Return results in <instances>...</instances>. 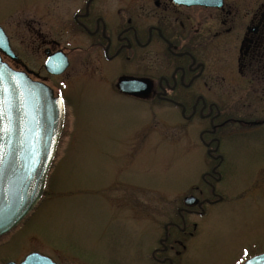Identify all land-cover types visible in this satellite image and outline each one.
<instances>
[{
  "label": "flooded vegetation",
  "instance_id": "af4514ba",
  "mask_svg": "<svg viewBox=\"0 0 264 264\" xmlns=\"http://www.w3.org/2000/svg\"><path fill=\"white\" fill-rule=\"evenodd\" d=\"M15 8L0 20L1 60L51 87L65 105L55 80L71 68L96 70L118 97L152 112L176 111L187 126L196 124L205 155L201 173L182 188L183 196L158 210L157 230L140 255L145 264H192L184 257L203 233L202 222L264 186V163L243 181L239 169L253 144L264 145V0H42L31 15L22 0ZM61 54L67 69L49 72L47 60L59 68ZM122 80L140 81L149 92H125ZM20 226L0 236V250ZM14 253L0 256V264H20L31 253L67 264L28 244Z\"/></svg>",
  "mask_w": 264,
  "mask_h": 264
},
{
  "label": "rangeland",
  "instance_id": "374dc122",
  "mask_svg": "<svg viewBox=\"0 0 264 264\" xmlns=\"http://www.w3.org/2000/svg\"><path fill=\"white\" fill-rule=\"evenodd\" d=\"M20 1L0 0V20L20 9ZM27 2L31 15L42 0ZM58 82L66 120L45 194L0 256L28 244L67 264H141L158 210L183 196L182 188L201 173L205 155L196 124L187 126L176 111L152 112L118 97L96 70L71 68L53 85ZM253 146L239 165L242 181L264 163V145ZM202 224L184 257L192 264H242L263 253L264 186L216 208Z\"/></svg>",
  "mask_w": 264,
  "mask_h": 264
},
{
  "label": "water",
  "instance_id": "95a60500",
  "mask_svg": "<svg viewBox=\"0 0 264 264\" xmlns=\"http://www.w3.org/2000/svg\"><path fill=\"white\" fill-rule=\"evenodd\" d=\"M6 38L4 34L3 49L8 53ZM61 55L59 68H54L53 58L47 60L45 67L49 72L61 74L67 69V57ZM144 85L140 81H121V89L133 94L148 93ZM0 107L4 113L0 116V236H3L28 218L45 194L65 125L66 105L51 87L13 70L0 57ZM20 264L57 263L45 255L31 253ZM244 264H264V253Z\"/></svg>",
  "mask_w": 264,
  "mask_h": 264
},
{
  "label": "snow or ice",
  "instance_id": "6c2138e0",
  "mask_svg": "<svg viewBox=\"0 0 264 264\" xmlns=\"http://www.w3.org/2000/svg\"><path fill=\"white\" fill-rule=\"evenodd\" d=\"M4 113H3V108L0 107V116H2ZM0 160H2V157H0Z\"/></svg>",
  "mask_w": 264,
  "mask_h": 264
}]
</instances>
